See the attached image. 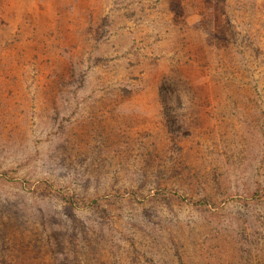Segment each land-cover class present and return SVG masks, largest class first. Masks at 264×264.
<instances>
[{"label": "rangeland", "instance_id": "rangeland-1", "mask_svg": "<svg viewBox=\"0 0 264 264\" xmlns=\"http://www.w3.org/2000/svg\"><path fill=\"white\" fill-rule=\"evenodd\" d=\"M0 264H264V0H0Z\"/></svg>", "mask_w": 264, "mask_h": 264}]
</instances>
